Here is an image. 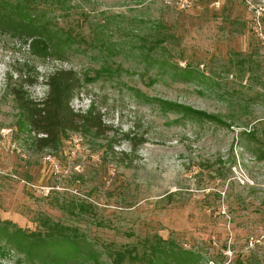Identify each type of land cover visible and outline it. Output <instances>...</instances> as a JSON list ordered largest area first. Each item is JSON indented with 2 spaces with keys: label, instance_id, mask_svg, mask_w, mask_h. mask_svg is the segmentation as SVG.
I'll list each match as a JSON object with an SVG mask.
<instances>
[{
  "label": "rangeland",
  "instance_id": "rangeland-1",
  "mask_svg": "<svg viewBox=\"0 0 264 264\" xmlns=\"http://www.w3.org/2000/svg\"><path fill=\"white\" fill-rule=\"evenodd\" d=\"M46 2L60 53L34 54L0 27V220L42 234L66 227L88 255L73 264H116L117 252L149 251L160 236L191 264H264V159L240 134L264 122V0ZM159 20L175 37L148 50L141 39ZM187 64L197 74L183 77ZM57 68L83 80L73 109L93 104L112 131L67 132L57 149L35 151L6 75L28 70L40 99ZM122 132L145 142L133 150ZM60 238L54 248H69ZM0 264L30 262L9 251Z\"/></svg>",
  "mask_w": 264,
  "mask_h": 264
},
{
  "label": "trees",
  "instance_id": "trees-1",
  "mask_svg": "<svg viewBox=\"0 0 264 264\" xmlns=\"http://www.w3.org/2000/svg\"><path fill=\"white\" fill-rule=\"evenodd\" d=\"M46 1L48 0H0V27L28 41L30 50L40 56L60 53L57 51L61 47V37L57 38L55 32L53 34V28L44 22V16L39 10V4H41L39 2L47 4ZM151 30L150 35H143L141 39L143 43H149L148 50L154 47L156 49L158 45H164L175 37L171 24L163 20L156 21ZM195 70L192 64H187L181 72L183 77H188L197 74ZM12 72L16 73V77L13 78L12 74L7 72L5 88L7 93L12 95V100L18 110L19 125L30 134V147L33 150L57 149L62 136L67 132H78L83 136L92 135L98 138L112 131L111 127L103 121L102 113L93 104L85 111L73 109L71 101L83 84L82 78L75 70L57 68L51 72L45 80L47 92L40 99L33 98L27 88L36 83V77L31 76L28 70L25 72L22 69H15ZM262 88H264V83ZM179 107L183 113L199 120L221 121L218 116L202 110ZM261 124V127L253 124L248 131L244 130L240 134L242 137H248L254 147L255 157L263 160L264 122ZM121 136L123 140L132 145L133 150L137 145L145 142L142 137L136 139L131 132H122ZM108 147L112 149L110 145ZM66 229L54 223L48 227L46 234H42L39 230L28 232L12 222L0 220V257H5L9 251H16L23 253L24 258L30 264H73L79 257L88 258L87 252L82 251L74 241L67 237ZM58 237L66 241L70 247L55 249L53 242ZM160 237L157 238L156 244L148 245V252L136 253L135 248L117 252L114 257L115 263L122 264L129 259L139 264H191L189 261L190 257H194L192 254L187 251L185 257L189 258V261H185L186 259L180 255L182 253L168 248L171 244L167 243V248H164L160 240L168 241Z\"/></svg>",
  "mask_w": 264,
  "mask_h": 264
}]
</instances>
